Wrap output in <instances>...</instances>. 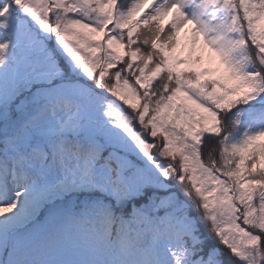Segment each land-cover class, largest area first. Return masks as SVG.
<instances>
[{"label":"snow or ice","instance_id":"snow-or-ice-1","mask_svg":"<svg viewBox=\"0 0 264 264\" xmlns=\"http://www.w3.org/2000/svg\"><path fill=\"white\" fill-rule=\"evenodd\" d=\"M0 264H264V0H0Z\"/></svg>","mask_w":264,"mask_h":264},{"label":"rangeland","instance_id":"rangeland-1","mask_svg":"<svg viewBox=\"0 0 264 264\" xmlns=\"http://www.w3.org/2000/svg\"><path fill=\"white\" fill-rule=\"evenodd\" d=\"M168 18H171V14H169ZM191 25H186L185 28L181 29L180 32V39L182 45H187L189 40V29ZM198 50H200V53L203 56V60L201 64L197 65V67H207L213 70L214 75H221L224 71V65L218 55L212 48L205 45L203 43V38L200 39V42L197 45ZM179 51V49H178ZM188 48L184 47L183 49V55H187ZM181 67H184V65H181Z\"/></svg>","mask_w":264,"mask_h":264},{"label":"trees","instance_id":"trees-1","mask_svg":"<svg viewBox=\"0 0 264 264\" xmlns=\"http://www.w3.org/2000/svg\"><path fill=\"white\" fill-rule=\"evenodd\" d=\"M165 23L167 22V20L165 19V21H164ZM209 144H215V141H209L208 142Z\"/></svg>","mask_w":264,"mask_h":264}]
</instances>
